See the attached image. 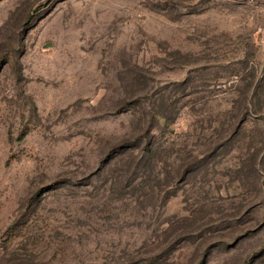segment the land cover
<instances>
[{
    "label": "rangeland",
    "instance_id": "374dc122",
    "mask_svg": "<svg viewBox=\"0 0 264 264\" xmlns=\"http://www.w3.org/2000/svg\"><path fill=\"white\" fill-rule=\"evenodd\" d=\"M0 264H264V0H0Z\"/></svg>",
    "mask_w": 264,
    "mask_h": 264
}]
</instances>
